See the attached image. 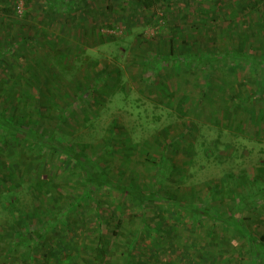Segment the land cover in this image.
<instances>
[{
  "label": "rangeland",
  "instance_id": "374dc122",
  "mask_svg": "<svg viewBox=\"0 0 264 264\" xmlns=\"http://www.w3.org/2000/svg\"><path fill=\"white\" fill-rule=\"evenodd\" d=\"M0 119L142 194L0 128V264H264V0H0Z\"/></svg>",
  "mask_w": 264,
  "mask_h": 264
},
{
  "label": "trees",
  "instance_id": "16d2710c",
  "mask_svg": "<svg viewBox=\"0 0 264 264\" xmlns=\"http://www.w3.org/2000/svg\"><path fill=\"white\" fill-rule=\"evenodd\" d=\"M244 7L246 8L245 5ZM5 122L0 119V128H1L2 133L11 132V128H13L16 131H19V135H22L23 137H25L27 141L35 142L36 144L46 148L48 151L50 150L54 151L56 153L61 154V156L63 157L67 156V158H69L76 166L80 167V169H82V172H83V177H84L83 182L85 184V190H86V187L88 186L96 185L99 188L106 187L107 189H110V190H112V188H118L119 191L123 190L122 192H120V196L123 199L127 198V196L130 198L131 196L129 195H133L134 198L136 196L138 197L142 196V194L140 195L138 193H131L134 190H131L129 187H126V186L119 187L118 185H116L107 176V174L103 170H101V168L96 166V163L93 162L94 160H92L91 158H88L85 155H82L81 153H79L78 150L77 152H75L76 148H74L73 146L72 147L68 146L65 142H60L56 138L54 139V137H51V136H46V137L42 136V134H40L39 132H37V134H33L34 132L31 133V130L29 129H20L19 127H16V126L11 127L9 124ZM5 124L9 126V129H6ZM2 138L0 137V140L4 141V139ZM111 149L110 147L109 149H107V152L109 154H112ZM37 193L38 192H35L33 193V195L30 193L31 198L34 199V201L31 200L30 203L26 206V208L27 207L32 208L31 209L32 213H29V215L31 216L35 215L36 214L35 212H37L36 211L37 209L35 208V203H34L35 200L37 199ZM121 202H122V199H121ZM171 205L174 206L175 204L172 203ZM204 209L206 208L204 207ZM204 209L200 211V214L204 212ZM62 211L64 210H61V212L59 211L60 212L59 215H63ZM19 212L20 211L9 214L10 216L8 217L10 219L6 218L7 225L5 226L4 229L1 228V231H3L5 235H2L0 239V247L1 248L6 247V251L9 253H12L17 248H24L26 246L34 247L35 245L32 244L34 243L32 241L36 242L42 237L44 233L43 229L42 231L41 230L38 231L37 227H34L32 225H31V228L26 227L21 222ZM46 227L48 229L49 227L48 224H46ZM7 244H9L8 247H7ZM63 249H65V247H63ZM255 252L257 253L258 250L255 249L253 252V255L255 254Z\"/></svg>",
  "mask_w": 264,
  "mask_h": 264
}]
</instances>
